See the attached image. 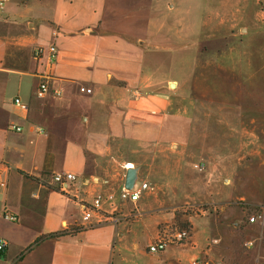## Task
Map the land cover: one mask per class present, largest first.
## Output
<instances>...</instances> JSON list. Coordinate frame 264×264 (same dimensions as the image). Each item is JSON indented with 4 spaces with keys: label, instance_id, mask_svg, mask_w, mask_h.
<instances>
[{
    "label": "crops",
    "instance_id": "obj_1",
    "mask_svg": "<svg viewBox=\"0 0 264 264\" xmlns=\"http://www.w3.org/2000/svg\"><path fill=\"white\" fill-rule=\"evenodd\" d=\"M46 77L60 96L36 94ZM197 123L238 148L197 154ZM126 163L148 184L135 202ZM65 171L77 180H53ZM0 179V264H264V222L249 220L264 214V0H6ZM191 202L210 209L190 241L148 252Z\"/></svg>",
    "mask_w": 264,
    "mask_h": 264
},
{
    "label": "built area",
    "instance_id": "obj_2",
    "mask_svg": "<svg viewBox=\"0 0 264 264\" xmlns=\"http://www.w3.org/2000/svg\"><path fill=\"white\" fill-rule=\"evenodd\" d=\"M6 0H0V8H2L5 5ZM41 51V49H37L35 51V54H39V52ZM57 51L58 48L56 46V44H51L48 46L47 48V62L51 65L52 63L55 62L56 57H57ZM52 92L54 95L56 96H60L61 95V89L59 88H54L52 91V88L50 87L49 81L46 78H43V80L40 82L38 89L36 91V94L39 97H44L48 92ZM15 104L17 106H19L22 109H27V104L24 103L19 97L15 98ZM12 128L16 129V130H21V127L19 126H12ZM132 167V165L130 163H126L125 164V168H130ZM196 169L199 171H203L205 170L206 166L204 162H199L195 165ZM77 174L74 172H70V171H65V172H58L55 173L53 175V180L55 182H58L60 184H64V183H71V182H75L77 180ZM0 185L1 186H5L6 183L4 180L0 179ZM148 186L147 183H143L141 188H135L133 187L132 189L123 187L120 193L121 199L123 201H137L140 197V192L142 188H146ZM102 201L103 198L101 195H98L97 197H95V199L93 200V203L91 206L86 207L85 208V214H84V218L86 220L90 219L92 216V213L95 211H99L102 205ZM5 218L11 221H16L17 217L13 214H9V213H5ZM109 218H106L105 220H108ZM114 222H116L117 220L115 218H112ZM257 219H260L262 221V223L264 222V214L262 212L259 213H255L252 216H250L249 220L250 222H255ZM103 222L102 220L99 221V223ZM189 236L188 232L186 230H182L180 232H178L175 236V238L178 241H181L185 238H187ZM171 240H169L168 238L165 237H159L156 240H154L153 242H151L148 245V252L153 253V254H158L163 252L167 246L169 245V242ZM254 244V241L249 240L245 243V245L247 247H250ZM8 246V242L7 240L0 238V256L6 251ZM205 262H203V260L196 258L193 259L192 264H203ZM216 264H222L221 262H217Z\"/></svg>",
    "mask_w": 264,
    "mask_h": 264
},
{
    "label": "rangeland",
    "instance_id": "obj_3",
    "mask_svg": "<svg viewBox=\"0 0 264 264\" xmlns=\"http://www.w3.org/2000/svg\"><path fill=\"white\" fill-rule=\"evenodd\" d=\"M203 127H204V124L197 123V129L195 131V137L192 136V139H191L192 140L191 146L198 149L197 151H195L197 154L202 155L204 153V151H207V153H209V151L211 150L209 148H216L217 143L223 145V147H224L223 150L227 147L238 148L239 140H233V139L222 140V139L204 138L203 137ZM206 134L207 133H205V135ZM201 150H202V153L200 154ZM209 209H210V205L207 203H192V202L185 204V205H182V206H179V207H176L174 209L173 222L166 227H164V226H163V228L161 227V236L170 239L171 245H173V244H175V245L187 244L190 241V238L192 235V227H193L191 222H190V217L195 215V214H201V213L207 212ZM101 216L103 219H105L107 217L102 213H101ZM108 218L109 219L106 221H112L113 220L112 218L116 219L115 216L108 217ZM186 221L189 222V226L188 225L184 226V223ZM112 222H114V221H112ZM182 230H186L188 232L189 236L187 238L181 240V241H178L175 238V236L178 232H180ZM247 241H249V240H247ZM247 241L244 242V245ZM252 241H254V244H255L256 242H258L260 240H258V239L253 240L252 239ZM199 259L203 260L202 258H199ZM219 262H221V261H219ZM167 264H171V263H167ZM175 264H177V263H175Z\"/></svg>",
    "mask_w": 264,
    "mask_h": 264
},
{
    "label": "water",
    "instance_id": "obj_4",
    "mask_svg": "<svg viewBox=\"0 0 264 264\" xmlns=\"http://www.w3.org/2000/svg\"><path fill=\"white\" fill-rule=\"evenodd\" d=\"M136 180V168H129L127 170L125 187L132 189Z\"/></svg>",
    "mask_w": 264,
    "mask_h": 264
},
{
    "label": "trees",
    "instance_id": "obj_5",
    "mask_svg": "<svg viewBox=\"0 0 264 264\" xmlns=\"http://www.w3.org/2000/svg\"><path fill=\"white\" fill-rule=\"evenodd\" d=\"M189 226V222H185L184 223V226ZM66 234H68V232H66V231H61V232H56V233H53V234H50L49 236H51V237H61V236H64V235H66Z\"/></svg>",
    "mask_w": 264,
    "mask_h": 264
}]
</instances>
